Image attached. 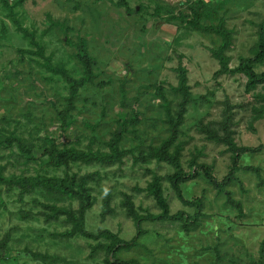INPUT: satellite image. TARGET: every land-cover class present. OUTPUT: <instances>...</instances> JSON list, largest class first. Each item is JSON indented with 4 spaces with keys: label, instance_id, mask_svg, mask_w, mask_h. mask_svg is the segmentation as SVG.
<instances>
[{
    "label": "rangeland",
    "instance_id": "374dc122",
    "mask_svg": "<svg viewBox=\"0 0 264 264\" xmlns=\"http://www.w3.org/2000/svg\"><path fill=\"white\" fill-rule=\"evenodd\" d=\"M124 1L132 12L105 0H0V174L8 180L68 177L75 188L80 177L92 175L83 186L89 197L84 230L128 242L143 219V234L132 248L116 250L114 260L110 240L75 229L83 203L76 194H25L0 185V264H264V149L241 156L242 169L222 192L202 176L181 184L183 198L197 199L199 209L178 199L173 168L153 156L169 138L168 119L181 101L174 89L182 79L190 99L168 149L178 150L184 171L195 159L217 180L227 174L229 151L204 132L222 136L226 109L235 145L264 144V83L247 92L243 75L221 74L214 55L221 37L188 24L214 27L222 20L232 33L225 55L234 68L254 55L264 0ZM79 39L94 61V81L79 89L62 131L57 111L65 106L67 85L42 63L49 58L81 79L76 50L65 43ZM253 71L264 72V60L254 62ZM121 127L118 146L128 151L121 164H49L52 148L108 152ZM153 175L169 215L184 213L188 220H151L162 215L146 191Z\"/></svg>",
    "mask_w": 264,
    "mask_h": 264
},
{
    "label": "trees",
    "instance_id": "16d2710c",
    "mask_svg": "<svg viewBox=\"0 0 264 264\" xmlns=\"http://www.w3.org/2000/svg\"><path fill=\"white\" fill-rule=\"evenodd\" d=\"M109 4L123 8L126 12L130 13L132 10L128 6V4L124 0H105ZM188 24L199 31L202 32H209V33H215L218 36L221 37V44L218 47V49L214 52L215 57L218 60L219 63V72L221 74H241L246 78V84H245V90L249 92L251 89L256 87L259 83H264V72L260 74H256L253 71V63L254 62H260L264 60V21H262L258 25V34H257V45L256 50L254 51V55L252 58H241L239 60V64L234 67L230 68L228 66V58L225 55V51L228 49V47L231 44V31L227 30L224 26V22L221 20L216 26L214 27H201L196 20L189 21ZM66 45L69 47H72L76 50L75 58L77 62L82 67V78L81 79H75L71 77L68 73V71L60 66V65H52L50 63V59L46 58L45 62L42 63L43 67L48 70V72L58 75L63 82L67 85V97L65 98V106L62 110L57 111V118L60 121V128L62 131H64L68 125V116L70 111L73 109L74 102L78 96L79 89L85 84L92 85L93 84V78H94V61L91 59V57L87 54L86 49L84 48V41L83 39H79L77 43H72L69 40L65 41ZM43 48L39 47V54L41 56L43 53ZM41 64V65H42ZM182 76V73H181ZM176 93H178L179 96H181V101L178 103V109L176 112V115L173 117L169 116L168 119V125H169V138L163 145L157 149L153 154L154 157H156L158 160L166 161L172 168L173 173L170 176V179L172 181V187L176 192V195L178 199L184 203L185 205L195 207L196 209L200 208V203L197 199H193L192 201L185 200L182 196V192L180 189L181 184L191 181L199 176H202L205 178L211 185L214 186V188L218 192L223 191V187L230 182H232L235 179V174L242 169V167L239 165L240 158L242 155L246 153H258L261 150L264 149V144L259 145L257 147H239L232 142L231 138V113L228 111V109L224 110L223 112V122L221 123V130H222V136L218 137L215 135L212 131L208 129H204L205 134L208 136L209 140L215 141V142H221L223 143L227 150L230 153L231 161L228 166L227 174L221 179L217 180L213 173L212 169L204 164L198 163L195 159H192L188 163V169L187 171H184L183 167L181 166V162L178 157V150H174L172 153L168 149V145H170L176 138L179 125L182 121L183 112L185 111L184 104L189 101V93L186 90V87L184 86V80L182 79L180 82V85L174 89ZM122 95H124L123 89H121ZM180 93V94H179ZM264 101V98L262 99ZM166 113L169 115V109L166 107ZM123 127V126H122ZM121 127L120 132L114 133L112 138L109 140V142L106 144L108 148V152L104 153H93L91 151L84 153L81 152L74 147H63L60 150H57L55 148H52L50 152H48V160L49 164L53 166L54 168H60V167H66L68 162H78L82 164L89 165L93 162H96L97 164L101 165H107L117 163H122V158L128 153V151H124L119 148L118 143L120 142L121 133L123 132V129ZM246 169H253L251 167H248ZM254 171H257L256 169H253ZM89 176H83L78 179V183L80 188L74 187V179L62 178L57 179L54 177L47 178L41 175H36L33 177H29L26 179H12L8 180L5 179L0 174V185H6V186H12L17 187L20 189L21 192L25 194H31L35 190H44L47 192H72L76 194L81 201H83L82 205L78 209V218L74 220L75 222V229L80 232L82 235L89 236L92 238H105L110 240V249L109 253L111 255V258L115 260L114 253L118 249H130L133 246H135L137 240L140 236H142L143 232L141 229V224L143 222V219H138L135 223V235L133 238L128 241H122L117 236L111 234L108 231H100L97 234H91L87 233L84 230V214L87 209V202L89 201L88 195L85 193L83 186L87 183V178L89 179ZM147 193L152 197V199L155 202V205L161 210L162 215L159 217H156L151 220H158V221H174V220H182L183 218L185 220H188V215L184 213H178L175 215H169L168 210V204L163 197L162 189L160 185V179L156 176H152V181L149 184V186L146 188ZM238 207V205L236 204ZM63 212V211H62ZM63 215L62 213H58ZM42 260L48 259V257H41Z\"/></svg>",
    "mask_w": 264,
    "mask_h": 264
},
{
    "label": "built area",
    "instance_id": "2783aa9c",
    "mask_svg": "<svg viewBox=\"0 0 264 264\" xmlns=\"http://www.w3.org/2000/svg\"><path fill=\"white\" fill-rule=\"evenodd\" d=\"M8 1V3H12V2H14V1H16V0H7Z\"/></svg>",
    "mask_w": 264,
    "mask_h": 264
}]
</instances>
